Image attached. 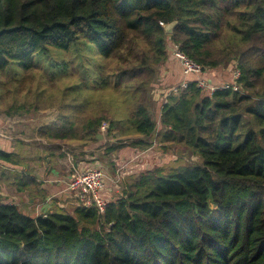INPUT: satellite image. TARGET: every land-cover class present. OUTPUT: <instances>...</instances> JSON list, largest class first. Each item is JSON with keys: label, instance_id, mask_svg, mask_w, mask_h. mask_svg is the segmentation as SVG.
Returning a JSON list of instances; mask_svg holds the SVG:
<instances>
[{"label": "trees", "instance_id": "trees-1", "mask_svg": "<svg viewBox=\"0 0 264 264\" xmlns=\"http://www.w3.org/2000/svg\"><path fill=\"white\" fill-rule=\"evenodd\" d=\"M169 43L203 72L162 102L158 131L149 102ZM42 56L54 57L45 85ZM231 62L239 77L218 79ZM110 85L134 94L124 120L88 97ZM40 110L60 112L28 134L50 155L91 147L108 122L119 142L104 154L155 137L189 163L126 175L102 215L0 202V264H264V0H0V115Z\"/></svg>", "mask_w": 264, "mask_h": 264}, {"label": "crops", "instance_id": "crops-1", "mask_svg": "<svg viewBox=\"0 0 264 264\" xmlns=\"http://www.w3.org/2000/svg\"><path fill=\"white\" fill-rule=\"evenodd\" d=\"M172 46L169 43V58L160 67L159 73L166 85L191 78V75L186 76L183 73L180 61L171 55ZM220 76L223 77L222 71L218 79ZM24 128H27V125L20 123L14 127L8 118L0 115V202L17 204L24 211L33 212L34 216L44 214L49 208L47 206H55L56 202L59 206H76L70 193L66 191L71 154L64 152L66 156L61 157V153L56 151L50 155L37 143L40 140L45 144L47 142L40 137L29 136L31 131L28 132ZM74 154L76 155V152ZM92 159L75 157L77 162L87 164ZM26 176L28 179L22 180L26 186L20 190V180ZM103 194L106 198L109 196L108 193ZM112 198L111 196L110 199ZM49 199L51 202L46 203Z\"/></svg>", "mask_w": 264, "mask_h": 264}, {"label": "rangeland", "instance_id": "rangeland-1", "mask_svg": "<svg viewBox=\"0 0 264 264\" xmlns=\"http://www.w3.org/2000/svg\"><path fill=\"white\" fill-rule=\"evenodd\" d=\"M54 59L53 56L51 57H38V65L42 67L43 71H41V74L39 76V81L45 85L48 74H51L55 69L50 66L51 61ZM228 64V67H225V69L221 70L223 73V80H229L234 71L236 70L235 65L236 64ZM235 63V62H234ZM162 75H158V79L156 81V84L154 85L153 89V95L149 102L151 113L154 118V120L157 122V128L158 131H165L167 127H162L160 124V114L162 111V102L165 98V92H168L169 89L176 85L173 84L169 87H164V83H166L164 80H162ZM56 95H58L56 93ZM88 97L90 98H96L102 102H104V107L107 108L110 114H112L115 118L124 120L129 112L128 110L134 106V94L133 92L128 88H115L113 85H110L108 87H105L103 89L94 90L92 93L88 94ZM58 108V107H57ZM59 110V108H58ZM52 111V110H40L38 112H32L29 115L26 116H20L18 118L11 119L12 126H16L20 123H23L24 125H27V128H24L28 130V132L38 128L44 123H48L53 120V116L58 115L60 112ZM57 117V116H56ZM109 125L108 122H104ZM163 129V130H162ZM103 138L98 139L99 141L94 142V144L90 146H82L80 145V142L74 141V142H67L64 145H62L63 150L61 153L68 152L71 155H75L74 152H76L79 156L86 150L81 157H83L85 160L92 159V158H98L102 164L107 168L108 172L111 176H115L117 173L122 176V180L126 177V175L130 174H138L140 172H143L148 169L155 168L156 166H164V167H179L182 165H185L189 163L188 158L186 159H180V147L177 145H174L170 147L169 149H161L158 148L157 139L153 138V145L148 148H141V147H134L131 145H126L122 148H119L118 150L114 151L113 153L106 155L104 154V151L106 148L110 147V143H118V132H114L112 134L108 133L107 130L103 131ZM127 142L131 140V138L124 139ZM76 143V144H75ZM101 146V149L99 147ZM93 148V149H92ZM95 150V155H91V152ZM138 155H137V153ZM87 153V154H86ZM89 153V155H88ZM135 155V156H134ZM87 156V157H86ZM96 156V157H95ZM76 157V155H75ZM188 157V155H186ZM118 159V160H117ZM190 159L195 160V156H191ZM119 161V162H118ZM108 187L111 189L108 191V199L112 196L113 198L117 197L120 193V188L118 186H115V184L112 182L109 183ZM62 208L66 209L68 212H72L74 209V206H68L66 205L61 206ZM26 212V211H24ZM29 215L34 216V213L31 211L26 212Z\"/></svg>", "mask_w": 264, "mask_h": 264}, {"label": "built area", "instance_id": "built-area-1", "mask_svg": "<svg viewBox=\"0 0 264 264\" xmlns=\"http://www.w3.org/2000/svg\"><path fill=\"white\" fill-rule=\"evenodd\" d=\"M171 53L180 61L183 73L186 76L191 74H200L203 72L202 65L190 58L180 49L179 45L173 44L171 47ZM238 77L239 70H236L234 78ZM190 83V80L185 79L179 84L173 85L165 95L163 103L167 102L170 95L180 96L183 91H186L189 88ZM197 86L210 90L211 92L216 91L218 88H233L235 90L240 88L236 83H223L221 85L211 84L205 78L198 79ZM9 121H11V119H9ZM107 129L108 124L103 123L101 130L105 131ZM70 159L72 162H70V166L68 168L66 191L70 193L75 205L84 207L94 206L97 208L99 214L102 215L105 213L108 203V198H106L103 193H108L111 189L108 187L110 182H113L115 186H118L119 188L122 176L118 173L115 176H111L107 168L99 161L98 158L92 159L89 164L77 162L74 155H71ZM48 202H51L50 199L46 200V203Z\"/></svg>", "mask_w": 264, "mask_h": 264}, {"label": "water", "instance_id": "water-1", "mask_svg": "<svg viewBox=\"0 0 264 264\" xmlns=\"http://www.w3.org/2000/svg\"><path fill=\"white\" fill-rule=\"evenodd\" d=\"M176 24H177V21H174L172 23L166 24L165 25L166 32L169 33V34L173 33V30H174V27H175ZM103 136H104L103 133H99L98 134V138L99 139H102Z\"/></svg>", "mask_w": 264, "mask_h": 264}]
</instances>
